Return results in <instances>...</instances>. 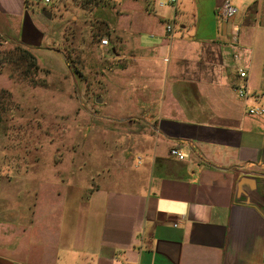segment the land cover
Instances as JSON below:
<instances>
[{
	"label": "crops",
	"instance_id": "0c3cea01",
	"mask_svg": "<svg viewBox=\"0 0 264 264\" xmlns=\"http://www.w3.org/2000/svg\"><path fill=\"white\" fill-rule=\"evenodd\" d=\"M56 1L0 0V36L43 39ZM160 1L91 0L89 14L117 13L109 58L125 79L110 83L125 111L113 118L130 142L88 191L53 170L24 177L0 151V264H264V116L235 91L264 96V0H236L234 20L225 0Z\"/></svg>",
	"mask_w": 264,
	"mask_h": 264
},
{
	"label": "rangeland",
	"instance_id": "374dc122",
	"mask_svg": "<svg viewBox=\"0 0 264 264\" xmlns=\"http://www.w3.org/2000/svg\"><path fill=\"white\" fill-rule=\"evenodd\" d=\"M56 2L61 9L54 24L44 26L43 39L0 36V151L20 156L24 177L53 170L72 190L88 191L113 166L118 147L130 142L127 121L113 118L125 111L110 83L125 79L112 71L109 58L107 33L113 34L117 13L97 6L91 15V0L81 1V14L73 10L74 0ZM105 38L110 46L103 48Z\"/></svg>",
	"mask_w": 264,
	"mask_h": 264
},
{
	"label": "built area",
	"instance_id": "2783aa9c",
	"mask_svg": "<svg viewBox=\"0 0 264 264\" xmlns=\"http://www.w3.org/2000/svg\"><path fill=\"white\" fill-rule=\"evenodd\" d=\"M44 4L46 5H51L55 2V0H42ZM178 0H168V1H160L159 5L160 6H167V5H174L177 4ZM239 13V9L236 5L233 4L232 0H225L222 8H221V14L223 16L224 19L226 20H234L236 18V16ZM167 31L168 33H173L174 31V25L173 24H169L167 26ZM238 36H239V27L236 24H233L232 26V30H231V42L233 44H237L238 43ZM101 46L103 48L109 47L110 46V42L107 38L102 39L101 41ZM234 59L236 61V69L237 72L239 74V76L242 79H246L247 77V72H246V67L244 65L243 62V58L241 56V54L239 52L234 54ZM235 91L237 92V94L239 95L240 98L242 99H254L257 103L255 105H251L249 110V114L252 116H264V97L258 96V95H254L249 91V88L246 84H241V85H237L235 88ZM171 156L178 159V160H185L188 155L178 149H172L170 152ZM262 259H263V263H264V250H263V254H262ZM130 264V263H127Z\"/></svg>",
	"mask_w": 264,
	"mask_h": 264
},
{
	"label": "trees",
	"instance_id": "16d2710c",
	"mask_svg": "<svg viewBox=\"0 0 264 264\" xmlns=\"http://www.w3.org/2000/svg\"><path fill=\"white\" fill-rule=\"evenodd\" d=\"M108 32V31H107ZM109 36L111 35L109 32L107 33ZM19 47H21V46H19ZM21 48H23V47H21ZM24 52H27V54H29L28 56L30 57V58H32V64H35V62H36V58L34 57V56H32L28 51H24Z\"/></svg>",
	"mask_w": 264,
	"mask_h": 264
}]
</instances>
